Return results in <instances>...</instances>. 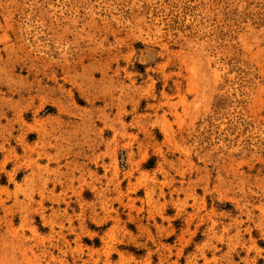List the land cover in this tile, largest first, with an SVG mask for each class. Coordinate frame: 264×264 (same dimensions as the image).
Instances as JSON below:
<instances>
[{
    "label": "rangeland",
    "instance_id": "1",
    "mask_svg": "<svg viewBox=\"0 0 264 264\" xmlns=\"http://www.w3.org/2000/svg\"><path fill=\"white\" fill-rule=\"evenodd\" d=\"M0 264H264V0H0Z\"/></svg>",
    "mask_w": 264,
    "mask_h": 264
}]
</instances>
